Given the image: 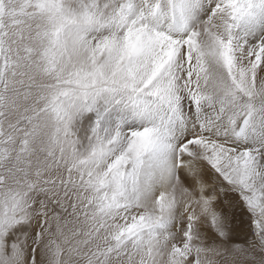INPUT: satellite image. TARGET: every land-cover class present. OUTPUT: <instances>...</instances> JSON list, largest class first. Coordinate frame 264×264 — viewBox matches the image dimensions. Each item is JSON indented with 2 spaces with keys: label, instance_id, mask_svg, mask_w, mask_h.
I'll return each mask as SVG.
<instances>
[{
  "label": "snow or ice",
  "instance_id": "6c2138e0",
  "mask_svg": "<svg viewBox=\"0 0 264 264\" xmlns=\"http://www.w3.org/2000/svg\"><path fill=\"white\" fill-rule=\"evenodd\" d=\"M0 264H264V0H0Z\"/></svg>",
  "mask_w": 264,
  "mask_h": 264
}]
</instances>
